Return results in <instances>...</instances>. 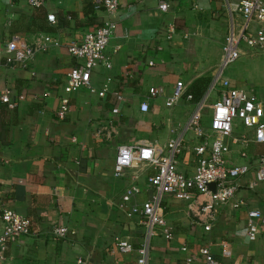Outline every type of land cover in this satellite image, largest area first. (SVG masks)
I'll return each mask as SVG.
<instances>
[{"label":"crops","instance_id":"obj_1","mask_svg":"<svg viewBox=\"0 0 264 264\" xmlns=\"http://www.w3.org/2000/svg\"><path fill=\"white\" fill-rule=\"evenodd\" d=\"M116 1L120 7L111 16L116 30L105 50L111 69H94L89 83L95 93L82 88L72 94L71 111L58 120L55 112L66 75L77 65L67 46L99 28L107 15L90 0H48L38 9L25 0H0V94L8 90L16 102L11 110L0 102V211L8 209L30 220L32 233L8 243L0 252V264H78L79 260L134 264L135 255L119 253L115 241L127 240L135 248L142 245L140 218L127 212L151 199L148 178L153 170L141 165L114 178L116 150L142 143L164 147L181 131L196 103L183 98L187 103L166 108L165 99L176 82H182L188 93L199 79L209 80L210 85L231 23L230 15L228 20L219 12L228 11L226 2H236L172 0L169 11L161 13L154 0ZM50 14L55 16L54 24L46 19ZM232 19L241 23V19ZM13 34L28 42L49 35L58 46L38 53L27 69L11 68L4 64V47ZM238 60L225 78L264 103V78L259 75L264 52L242 48ZM104 86L108 93L99 98L96 92ZM151 87L161 88L162 95L150 98ZM113 92L122 95L121 103ZM19 95L24 99L18 100ZM211 97L218 98V94H210L207 100ZM143 102L149 107L146 113L139 109ZM115 107L120 113L114 116L111 110ZM205 112L204 130L210 120V112ZM242 138L247 144L239 141ZM197 143L193 134H186L177 166L187 176L195 171L192 147ZM228 146V165L251 167L236 181L237 198L246 202L248 210L264 215V182L248 187L255 179L264 144L254 142L252 129L237 124ZM130 185L137 186L139 193L123 211L119 205ZM162 206L172 239L154 237L148 264H185L187 257L193 259L192 264H204L197 253L201 246L208 247L222 264H264V229L254 241L246 238V209L220 207L210 231L205 232V219L193 217L185 202L164 195ZM55 226L67 229L64 238H52ZM183 245L186 252L181 250Z\"/></svg>","mask_w":264,"mask_h":264},{"label":"built area","instance_id":"obj_2","mask_svg":"<svg viewBox=\"0 0 264 264\" xmlns=\"http://www.w3.org/2000/svg\"><path fill=\"white\" fill-rule=\"evenodd\" d=\"M31 8H41L48 0H25ZM57 2L61 0H56ZM95 9H102L107 15V20L97 29L86 32L80 40L71 42L67 46L68 54L73 57L75 65L66 75L62 88L63 95L59 99V106L55 112L58 120H63L71 111L70 96L79 89L90 88L91 72L104 67L111 69V62L105 54L106 47L112 39L116 30V23L111 19L119 9L116 0H90ZM156 9L161 13H167L172 0H154ZM231 23L227 35L221 46V59L212 75L207 94L198 101L181 131L168 140L164 147L154 143H142L137 145H122L116 150V157L113 166L114 178H121L125 172L141 165H146L153 170L148 178V184L153 190L151 199L140 205H133L127 214L137 215L140 218V225L143 227V243L138 248L133 247L127 240L117 239L116 250L121 254L135 255L134 264H148L150 260L149 244L152 238L162 235L165 239H172V234L166 225L165 213L162 206V197L170 195L175 200L185 202L187 209L202 221L205 219L204 231L211 229V222L215 220L220 207L230 205L233 210L241 211L246 209L247 220L244 227L245 236L249 241H254L264 229V215L257 210H248L246 202L237 198V179L247 175L251 169L248 165L230 166L226 163L225 156L229 152L228 143L232 138L233 130L237 124L244 128L253 130L254 142L264 144V103L257 101L244 89L233 87L225 78L224 71L233 65L240 57L242 46L250 49L264 51V0H238L236 3L226 2ZM238 14L241 23L235 24L232 17ZM47 21L54 24L55 16L50 14ZM173 33V28L168 29ZM168 39L171 36L168 35ZM52 46H58V42L49 35L41 34L33 41L28 42L23 36L13 34L7 40L4 47V64L9 67L29 68L30 63L38 53L49 50ZM34 76V72L31 73ZM110 78L106 79L109 83ZM99 98H104L108 93L107 87L96 92ZM148 96L152 99L160 97L163 90L158 87L148 89ZM218 94L213 104H208L207 98L210 94ZM47 96L49 94H46ZM112 95L116 101L121 103L123 97L118 92ZM185 98L192 102V96L187 93L182 82H176L171 93L165 99V107L172 108ZM18 100L24 96L19 95ZM0 102L11 110L16 102L11 100L10 92L4 90L0 94ZM140 112L146 113L149 110L148 104H140ZM210 112L208 128L203 129V112ZM115 116L120 113L118 107L111 110ZM193 134L199 139V143L192 147L196 156L195 171L187 176L178 169V158L183 153L186 134ZM75 138L72 139L75 142ZM238 142V140H233ZM241 143L247 144L242 138ZM242 156H244L242 154ZM254 181L249 188L257 183L264 182V154L256 161L254 170ZM132 181L136 179L132 175ZM214 185V189L210 188ZM139 193L135 185L126 188L121 198L119 208L124 211L126 204ZM205 197L204 200H200ZM0 252L10 242H15L21 237L30 236L31 222L27 218L11 211L3 209L0 211ZM67 229L54 227L52 238L59 240L64 238ZM183 252L187 251L182 246ZM197 253L204 258V264H222L216 259L206 246L197 249ZM2 254L0 253V260ZM193 259L187 257L185 264H192ZM78 264H87L79 260Z\"/></svg>","mask_w":264,"mask_h":264},{"label":"rangeland","instance_id":"obj_3","mask_svg":"<svg viewBox=\"0 0 264 264\" xmlns=\"http://www.w3.org/2000/svg\"><path fill=\"white\" fill-rule=\"evenodd\" d=\"M231 1H233V2H237L238 0H229V2H231ZM220 13V15H222V16H224V17H226V19L228 18V20H229V13H228V11H227V9H222L221 10V12H219ZM219 13H218V16H219ZM219 17H221V16H219ZM234 17H235V19H241L240 18V16H238V15H236V14H234ZM218 21H220V20H218ZM246 46H242V48L243 49H248V48H245ZM264 52V51H263ZM263 60V59H262ZM239 61V60H238ZM237 61V62H238ZM236 62V63H237ZM237 64H233V65H231V66H229L225 71H224V76L225 77H228L229 76V74L231 73V70L232 69H234V66H236ZM259 75L262 77V78H264V64H262L261 65V67H260V73H259ZM217 100V98H210V99H208L207 100V103L208 104H213L215 101ZM184 100H181L177 105H183L184 103H187V102H183ZM189 104V103H188ZM190 104H192V103H190ZM189 104V105H190ZM190 108H192L191 107V105H190ZM205 111L203 112V125H206L207 124V117H206V115H205ZM155 238H152V240L150 241V246H151V244L153 243V240H154Z\"/></svg>","mask_w":264,"mask_h":264},{"label":"trees","instance_id":"obj_4","mask_svg":"<svg viewBox=\"0 0 264 264\" xmlns=\"http://www.w3.org/2000/svg\"><path fill=\"white\" fill-rule=\"evenodd\" d=\"M208 86L209 80L207 79H199L195 81L190 88L191 90L189 91V94L192 96V102L197 103L198 101H200L202 96L205 94Z\"/></svg>","mask_w":264,"mask_h":264},{"label":"water","instance_id":"obj_5","mask_svg":"<svg viewBox=\"0 0 264 264\" xmlns=\"http://www.w3.org/2000/svg\"><path fill=\"white\" fill-rule=\"evenodd\" d=\"M210 188L213 190L214 189V185H211Z\"/></svg>","mask_w":264,"mask_h":264}]
</instances>
